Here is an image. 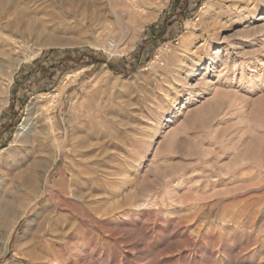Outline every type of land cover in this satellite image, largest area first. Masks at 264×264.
I'll return each mask as SVG.
<instances>
[{"label":"rangeland","instance_id":"1","mask_svg":"<svg viewBox=\"0 0 264 264\" xmlns=\"http://www.w3.org/2000/svg\"><path fill=\"white\" fill-rule=\"evenodd\" d=\"M112 4L0 0V264H264V0Z\"/></svg>","mask_w":264,"mask_h":264},{"label":"bare ground","instance_id":"2","mask_svg":"<svg viewBox=\"0 0 264 264\" xmlns=\"http://www.w3.org/2000/svg\"><path fill=\"white\" fill-rule=\"evenodd\" d=\"M113 4L112 5H121L126 13L128 14L129 17H131L134 13L133 11L136 9V8H139V5H138V0H110ZM110 3V2H109ZM113 7V6H112ZM114 8H117V7H114ZM120 9V7H119ZM140 9V8H139ZM138 9V10H139ZM115 11H117L115 9ZM114 11V12H115ZM136 11V10H135ZM118 12V11H117ZM124 12V11H123ZM122 12V13H123ZM125 13V12H124ZM119 14V13H118ZM254 14V11H251L249 12V15H253ZM91 44L90 45H93L95 46L96 44L94 42H90ZM72 45L73 43H61V42H45V43H41L39 44V51L36 52V54L34 56H25V57H22V58H18L17 61L13 62V67H12V70L11 72H9L7 75L8 77L11 78V75L16 71V69L19 67V65L24 62V61H30L32 59H34V57H36L40 52L41 50L44 48V47H50V46H66V45ZM7 48L4 49V51L2 52V57L0 58V67H2L3 69H8L9 67H11L12 65V61H9L8 59H6L4 56L5 55H9L11 53H16V52H20L22 51V44L21 43H18V42H14V43H7ZM69 77V76H68ZM5 95H6V91L0 86V112L2 111L3 107L5 106V102H4V99H5ZM4 102V103H3ZM35 103V102H34ZM37 104V103H36ZM35 105V104H34ZM32 106V105H31ZM30 107V106H29ZM33 107V106H32ZM36 108V106H35ZM34 109V107L32 108ZM29 112H33L32 110L29 111ZM34 113V112H33ZM31 113V115L33 114ZM82 144L83 146L82 147H86V146H92L94 145L93 143L91 142H88L86 139L82 141ZM61 149V148H60ZM59 150V149H58ZM61 153V152H60ZM60 156V154L57 155V158ZM57 161V160H56ZM53 163L51 165H49L47 167V169L44 171V174L47 175V173L49 172V170L51 169ZM65 179V178H64ZM81 180V179H80ZM79 180V181H80ZM82 181V180H81ZM72 183H70V180L68 181V185H71ZM72 186V185H71ZM74 186V185H73ZM53 187L56 188V185L52 186V188H49L48 186V182L45 181V184L43 186L42 189H40L35 197L36 199H40L42 196H45L46 197V201L48 202L50 200V198H54L52 197L53 195V192H55L53 190ZM70 189V188H69ZM83 194V192H82ZM55 196V194H54ZM65 197V196H64ZM82 197V195L80 194L79 191H76V190H70V193L69 195H67V199L69 198V200H73V201H78L80 198ZM56 200V199H55ZM56 203L59 204L60 203V199H57L56 200ZM16 204V203H15ZM15 204L13 201H10L8 200L7 202H5L1 207H0V225L3 224V227L5 229L4 231V251H8L9 250V244H10V241H11V237H12V233L15 229V227L17 226L18 222L21 220V218L28 212L27 209L29 208V206L25 209H19L17 210L18 208H14L15 207ZM32 208V207H31ZM43 214V222H40L37 224V229L38 231H40L39 233H41V231H43V235L47 233L48 229L51 228L53 229L54 228V225H55V222L57 221L56 220V213L55 211H49V212H45L42 211L40 213V215ZM58 218V217H57ZM54 230V229H53ZM36 231V232H38ZM35 232V233H36ZM53 232V231H52ZM54 232H57L56 230ZM38 235V233H37ZM48 235V234H47ZM56 236V235H55ZM59 237V236H57ZM65 240V237L63 238ZM16 255L17 252L15 253ZM20 256V255H19Z\"/></svg>","mask_w":264,"mask_h":264},{"label":"trees","instance_id":"3","mask_svg":"<svg viewBox=\"0 0 264 264\" xmlns=\"http://www.w3.org/2000/svg\"><path fill=\"white\" fill-rule=\"evenodd\" d=\"M174 2H178V5H180V14L181 15H183V14H185V12H186V10H187V8L189 7V4H188V0H174ZM183 2V3H182ZM199 6V4L197 5V7ZM197 7L195 8V10L197 9ZM171 18V17H170ZM168 24V21L166 20V25ZM165 25V26H166ZM153 26H156V25H153ZM164 26V27H165ZM158 30H161L158 34L159 35H163L164 34V31H163V28H161V29H158ZM86 56H88L89 57V60L87 61V63L86 64H89V63H91V62H93V60L94 59H92V57H91V55L89 54V55H86V54H84V53H80V54H78V53H74V54H71V55H69V56H67V57H64V59H65V61L66 60H72L73 62H74V64L75 65H79V64H82V62H83V59L86 57ZM96 60V59H95ZM94 60V61H95ZM63 61H60V64L62 63ZM96 64H99V63H104V62H106V59H101V60H96ZM109 65H110V67L113 69V70H115V66L112 64V63H110L109 62ZM17 82V81H16ZM5 146H7V144H4L3 143V147H5Z\"/></svg>","mask_w":264,"mask_h":264},{"label":"built area","instance_id":"4","mask_svg":"<svg viewBox=\"0 0 264 264\" xmlns=\"http://www.w3.org/2000/svg\"><path fill=\"white\" fill-rule=\"evenodd\" d=\"M107 46L110 50L114 49L115 48V43L114 41L112 40H109L108 43H107Z\"/></svg>","mask_w":264,"mask_h":264}]
</instances>
